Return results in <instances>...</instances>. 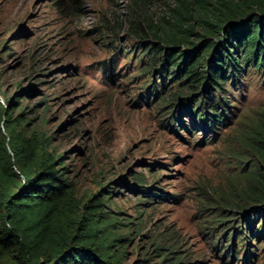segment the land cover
<instances>
[{
	"label": "rangeland",
	"instance_id": "374dc122",
	"mask_svg": "<svg viewBox=\"0 0 264 264\" xmlns=\"http://www.w3.org/2000/svg\"><path fill=\"white\" fill-rule=\"evenodd\" d=\"M148 1V17L155 21L182 9L178 0ZM128 3L0 0V106L4 96L33 84L39 69L38 79L45 82L32 85L33 93L19 106L46 99L28 115H36L31 127L49 136L79 194L95 190L97 182L114 190L110 209L120 211L122 223L132 222L125 229L131 241L122 264H244L241 255L220 254L225 239L215 249L198 207L219 192L235 198L230 191L251 169L245 153H251V127L264 112V72L251 71L241 79L233 91L234 116L221 131L214 130L215 138L198 121L192 127L186 110L180 114L184 125L176 118L172 129L165 126L158 100L142 98L135 104L146 76L135 40L127 34ZM195 29L202 27L195 24ZM137 174L155 197L135 190ZM163 192L173 196L161 199ZM258 252L248 264H264ZM165 254L169 258L161 263Z\"/></svg>",
	"mask_w": 264,
	"mask_h": 264
},
{
	"label": "trees",
	"instance_id": "16d2710c",
	"mask_svg": "<svg viewBox=\"0 0 264 264\" xmlns=\"http://www.w3.org/2000/svg\"><path fill=\"white\" fill-rule=\"evenodd\" d=\"M178 1L182 9L155 21L147 14L148 0H129L127 34L135 40L146 76L135 104L142 98L158 100L166 113L164 125L171 129V121L181 122L186 110L192 127L198 121L215 138L214 130L221 131L234 116L233 91L241 79L251 71L264 72V0H218L215 5L199 0L196 6ZM38 71L33 84L18 86L0 106V264H122L131 241L125 229L132 222L122 223L120 211L110 209L114 190L107 189L112 188L108 182H97L95 190L79 194L49 136L31 127L36 115H28L46 99L19 106L33 86L45 82ZM251 128V153H245L251 169L239 175V188L230 191L235 198L219 192L198 207L215 249L225 239L220 254L241 255L244 264L257 251L264 256V112ZM238 139L242 142V135ZM134 179L136 191L155 197L143 176ZM165 196L173 195L163 192L160 198Z\"/></svg>",
	"mask_w": 264,
	"mask_h": 264
}]
</instances>
